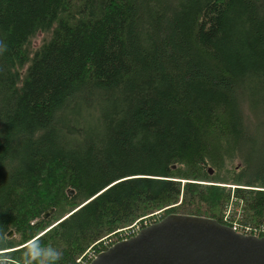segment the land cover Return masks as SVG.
Instances as JSON below:
<instances>
[{"label": "trees", "instance_id": "16d2710c", "mask_svg": "<svg viewBox=\"0 0 264 264\" xmlns=\"http://www.w3.org/2000/svg\"><path fill=\"white\" fill-rule=\"evenodd\" d=\"M232 192L264 223V0H0V264Z\"/></svg>", "mask_w": 264, "mask_h": 264}, {"label": "water", "instance_id": "95a60500", "mask_svg": "<svg viewBox=\"0 0 264 264\" xmlns=\"http://www.w3.org/2000/svg\"><path fill=\"white\" fill-rule=\"evenodd\" d=\"M90 264H264V237L236 233L210 217L170 213L114 242Z\"/></svg>", "mask_w": 264, "mask_h": 264}, {"label": "rangeland", "instance_id": "374dc122", "mask_svg": "<svg viewBox=\"0 0 264 264\" xmlns=\"http://www.w3.org/2000/svg\"><path fill=\"white\" fill-rule=\"evenodd\" d=\"M40 38H41V36L40 37L37 36V38L35 37L36 40L33 41L34 46L38 44V39H40ZM248 129L250 130V128H248ZM255 134L257 135L258 133H255ZM246 138L248 139V138H252V137H246ZM236 163L237 164H240L241 161L238 159V160L235 161V164ZM234 194L235 193H233V192L230 193L229 198L224 203V206H223V208H222V210L220 212V215H219L220 216V219H221V222H223L224 213L226 211L227 206L230 204L232 206V208H231V212L229 213V217L231 219H237V220H240L242 222H246L247 224H250L245 219L246 209H245V203H244V201L242 199H240V197L235 196ZM157 218H158V214H156L155 217L146 218L142 222L134 223L128 229L127 228H124L123 230L119 231L117 234H114V235L109 236L104 241H102L100 244L94 243L93 245H91L90 247H88L84 251V253L86 252V255L80 260V263L87 262L89 260V258L91 256H93V254L97 253L102 247L109 246L110 244L114 243L118 239L123 238V237H125V236H127V235H129L131 233L136 232L139 228L142 227V225H145L147 223H151V222L155 221ZM253 224L254 223H252L250 225L253 226ZM261 224H264V223H261ZM11 236H14V235L12 234ZM16 248H18V247H15L14 249H16ZM82 255H80L77 259H79Z\"/></svg>", "mask_w": 264, "mask_h": 264}, {"label": "built area", "instance_id": "2783aa9c", "mask_svg": "<svg viewBox=\"0 0 264 264\" xmlns=\"http://www.w3.org/2000/svg\"><path fill=\"white\" fill-rule=\"evenodd\" d=\"M231 208H232V206L230 204L226 208V211H225L224 216H223V223L224 224L231 227V229L234 230L235 232L241 233L243 235H252L255 237L264 236V224L252 226L250 224H247L246 222H242V221L237 220V219H231L229 217V213L231 212ZM96 254L97 253L93 254V256H91L87 262L80 263V260L86 255V252H85L79 259L75 260V263L76 264H89L90 261L93 259V257H95Z\"/></svg>", "mask_w": 264, "mask_h": 264}, {"label": "clouds", "instance_id": "9594fccd", "mask_svg": "<svg viewBox=\"0 0 264 264\" xmlns=\"http://www.w3.org/2000/svg\"><path fill=\"white\" fill-rule=\"evenodd\" d=\"M51 251V254L55 257V258H58V253H56L55 251H52V250H50Z\"/></svg>", "mask_w": 264, "mask_h": 264}]
</instances>
